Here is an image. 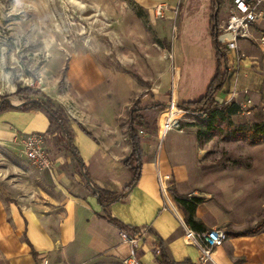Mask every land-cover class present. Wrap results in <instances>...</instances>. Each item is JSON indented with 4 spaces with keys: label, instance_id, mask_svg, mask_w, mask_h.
Returning <instances> with one entry per match:
<instances>
[{
    "label": "crops",
    "instance_id": "1",
    "mask_svg": "<svg viewBox=\"0 0 264 264\" xmlns=\"http://www.w3.org/2000/svg\"><path fill=\"white\" fill-rule=\"evenodd\" d=\"M132 1L144 9L157 3L166 4L164 17L168 21L173 18L174 8H178V23L171 42L177 66L172 95L178 102L191 101L186 98L195 82L191 76L194 69L185 68L182 73V56L185 52L194 57V64L205 63L210 68L211 79L215 69V51L209 32L212 0ZM183 3L186 9L195 4L201 12L194 17L188 11L182 14ZM229 7V0L221 6L219 24L226 20ZM180 16L184 19L183 29L178 25ZM263 30L264 20L254 25L250 39L238 42L237 50L226 52L230 78L215 93L219 102L245 104L252 100L249 95L253 96L258 81L255 73L258 60L253 48L262 50L255 38ZM251 40L261 50L251 45ZM91 67L71 75L68 90L47 94L65 107L70 117L72 142L82 164L66 149L54 151L52 168L36 172L40 185L51 189L54 195H48L46 201L32 200L28 204L6 194L0 198V264H44L43 259L46 264H52L55 259L72 264L93 259L122 264V259L128 255L129 247L119 236L122 227L106 217L93 186L121 192L129 183L132 173L123 160L132 150L130 108L140 96L142 105L158 102L166 109L171 95L169 75L157 92H148V87L142 88L128 76L108 75L96 66ZM203 82L200 79L199 89L202 85L206 90L208 84ZM140 114L145 122L137 127L142 153L139 179L122 199L107 208L109 215L122 225L135 230L147 228L138 248L140 264H160L161 253L171 261L201 264L198 247L184 239L180 222L184 213L172 196L173 207L165 203L158 172L171 175L169 186L175 194L202 198L193 213L196 227L190 228L226 230L227 239L213 250L211 260L204 264H264V219H258L259 207L263 205L262 187L260 182L257 185L251 181L256 174L246 170L204 169L195 124L183 123L161 136L162 111L148 108ZM48 128L49 119L40 110L0 112V143L13 142L27 133L42 134ZM52 137L46 139L49 148L53 147ZM257 226L255 232L244 233ZM155 246L161 249L160 254L155 253Z\"/></svg>",
    "mask_w": 264,
    "mask_h": 264
},
{
    "label": "rangeland",
    "instance_id": "2",
    "mask_svg": "<svg viewBox=\"0 0 264 264\" xmlns=\"http://www.w3.org/2000/svg\"><path fill=\"white\" fill-rule=\"evenodd\" d=\"M158 4L164 6L161 16L154 13ZM166 9L164 3L144 9L132 0H0V100L8 98L12 104H22L26 98L16 94L18 88L44 94L68 90V78L89 66H96L108 75L128 76L142 88L148 87V92H157L169 75L171 98L177 73L171 42L178 23V8H174L169 21L164 17ZM187 11L191 17L201 12L197 5L186 9L183 3L181 13ZM179 20L178 25L183 29V17ZM249 42L257 47L254 40ZM253 50L258 60L255 71L258 81L253 96L249 95L252 100L238 103L240 111L230 117V122H217L213 130L200 134L198 143L202 147L204 169L246 170L256 174L251 181L262 187L263 205L258 210L261 221L264 219V49ZM182 58V73L185 68L194 69L191 76L195 82L186 99L196 100L205 91L202 85L199 89L200 79L208 84L210 68L202 61L194 64V57L185 52ZM168 112H162L161 121ZM178 118L174 113L170 123ZM207 120L206 114L189 112L181 117L179 126L192 123L203 130ZM255 123L262 134L237 136L238 128L244 131ZM36 172L37 168L23 154L20 138L0 143V198L6 194L25 204L32 200L46 201L48 195H54L53 191L40 185ZM42 263L47 261L43 259ZM52 264L72 263L55 259ZM83 264L107 262L93 259Z\"/></svg>",
    "mask_w": 264,
    "mask_h": 264
},
{
    "label": "trees",
    "instance_id": "3",
    "mask_svg": "<svg viewBox=\"0 0 264 264\" xmlns=\"http://www.w3.org/2000/svg\"><path fill=\"white\" fill-rule=\"evenodd\" d=\"M227 0H212L210 5V22H209V32L212 39V45L215 51V69L214 73L207 85V88L204 94L192 101H179L178 104L183 106L190 112L193 113H203L207 115V126L201 130L197 129L198 137L200 134H204L207 130H213L215 124L220 121H228L230 122V117L240 111L239 104L235 102L224 103L219 102L215 98V93L221 89L223 84L230 78V72L228 70V59L226 55V51L221 50L219 48V42L217 40L218 36V26H219V11L221 6ZM16 94H22L26 100L22 104L14 105L12 104L8 98H2L0 100V112L8 110V109H16V110H28V109H36L44 112L49 119V128L46 132L42 133L44 140L53 136L52 146L47 147L50 157H52L54 151H58L61 149H66L72 153L75 157L76 161L79 164H82L81 158L78 155V151L72 142V133L69 129L68 122L70 117L61 104L54 102V100L40 91H33L29 88H18ZM40 95L42 98L39 99L36 96ZM152 108L155 112H163L165 110V105L163 103H153L151 105H142L140 102V96L133 102L130 112H129V135L132 141V150L130 154L123 160L124 165L128 168V170L132 173V177L129 183L121 192H112L109 190H105L99 188L97 186H93V193L96 195L98 203L102 206L106 217L120 225L122 228L127 229L129 231L135 230L132 227L124 226L118 220L111 217L107 211L108 206L115 201L122 199L128 191L137 183L140 171H141V148L139 144V136L137 127H140L144 124L145 119L140 114V111L143 109ZM258 124L255 123L244 131H241V128H238V137H244V133H249L254 137V135L262 134L263 131L257 130ZM237 129H234V131ZM254 141L255 138H252ZM170 192L173 200L175 201L178 209H181L184 213L183 221L187 226L195 228V221L193 220V213L198 203L202 201L201 197L197 196H186V195H178L174 193V190L170 187ZM8 201L11 199L8 198ZM259 226L249 229L244 233L255 232ZM199 230H204L199 228ZM161 253V249H160ZM159 253V254H160ZM32 254L35 256L36 253L32 250ZM160 264H186L187 261L184 262H176L171 261L165 256V254L161 253V258L159 259Z\"/></svg>",
    "mask_w": 264,
    "mask_h": 264
},
{
    "label": "built area",
    "instance_id": "4",
    "mask_svg": "<svg viewBox=\"0 0 264 264\" xmlns=\"http://www.w3.org/2000/svg\"><path fill=\"white\" fill-rule=\"evenodd\" d=\"M229 2L230 7L227 18L223 23L219 24L217 29L219 48L226 52L237 50L238 42L240 40L250 39L252 37V28L254 25L264 20V0H229ZM163 7V5L158 4L154 8V13L161 16L163 13ZM255 41L262 49L264 48V30L260 32L257 38H255ZM233 94L234 92L232 93V96ZM165 110L167 112L173 111L175 114L179 115V118L162 131L159 128V134L161 136H163L167 130L173 127H179L181 117L190 112L183 106H180L173 95L166 105ZM164 120L168 122L169 117L165 116ZM20 140L24 156L34 167L39 170H50L52 168V157L49 155L46 142L41 133L32 132L23 134L21 135ZM171 179L172 177L170 174H160L158 172L160 192L165 203L172 206L171 195L169 192V182ZM180 222L184 228L185 241L188 244L198 247V262L201 264L211 260L213 250L216 247L221 246L228 237L224 228L211 227L207 230H194L187 226L181 219ZM146 232V227L137 228L133 231L124 228L120 229V239L129 247L128 255L122 259V264H140L138 248L140 241ZM154 251L156 254H159V246H155Z\"/></svg>",
    "mask_w": 264,
    "mask_h": 264
},
{
    "label": "bare ground",
    "instance_id": "5",
    "mask_svg": "<svg viewBox=\"0 0 264 264\" xmlns=\"http://www.w3.org/2000/svg\"><path fill=\"white\" fill-rule=\"evenodd\" d=\"M173 114H174L173 111H172V112H168V114H167V116L169 117V121H168V122H166V121L164 120V118H163L162 123H163V127H164V128H166L169 124H171L170 121H171V117H172ZM164 128H163V129H164Z\"/></svg>",
    "mask_w": 264,
    "mask_h": 264
}]
</instances>
